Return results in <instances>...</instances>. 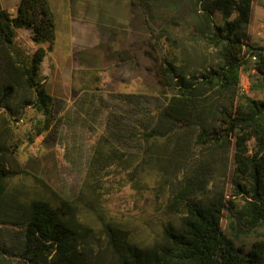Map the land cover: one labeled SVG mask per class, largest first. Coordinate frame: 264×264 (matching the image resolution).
Instances as JSON below:
<instances>
[{
	"label": "trees",
	"instance_id": "trees-1",
	"mask_svg": "<svg viewBox=\"0 0 264 264\" xmlns=\"http://www.w3.org/2000/svg\"><path fill=\"white\" fill-rule=\"evenodd\" d=\"M252 3L203 1L197 29L215 50L214 65L189 69L166 60L156 94L83 93L68 106L46 91L40 75L55 38L49 0H18L13 11L0 3V108L7 111L0 118V264H264V239L248 248L235 243L264 227V47L251 45L248 58L242 52ZM23 28L36 44L31 52L15 41ZM251 57L250 89L259 97L239 90L240 69ZM25 107L42 115L29 141L44 134L64 160L85 157L84 166L74 163L83 171L75 198L100 227L78 218L76 202L53 204L9 190L18 171L5 161L7 122ZM96 127L100 132L84 148ZM119 171L137 188L150 182L167 211L179 216L151 243L133 241L98 204L93 183ZM227 184L239 205L226 199Z\"/></svg>",
	"mask_w": 264,
	"mask_h": 264
},
{
	"label": "rangeland",
	"instance_id": "rangeland-1",
	"mask_svg": "<svg viewBox=\"0 0 264 264\" xmlns=\"http://www.w3.org/2000/svg\"><path fill=\"white\" fill-rule=\"evenodd\" d=\"M130 1L49 0L55 16V38L53 48L43 59L40 75L50 95L62 98L68 106L83 93L156 94L160 86L157 71L166 60L189 69L214 65L215 50L197 29L201 27L199 12L204 0ZM212 17L220 24L225 20L218 11ZM247 34L242 48L245 58L250 56L251 45L264 47V0H253ZM15 41L26 52L36 47L28 29H18ZM253 59L247 69H240L239 90L259 97L257 91L250 89ZM6 116L7 111L0 108V118ZM15 117L12 115L7 122L9 131L4 138L6 165L18 171L8 180L9 190L20 189L24 198L40 197L53 204L61 199L77 203L75 197L82 185L83 171L74 163L84 166L85 157L64 160L50 144L42 141L44 134L29 141L34 123L42 117L34 108L25 107L19 119L14 120ZM99 132L100 128L96 127L87 133L82 143L84 148ZM93 184L105 217L135 242L151 243L160 238L164 225L178 221L177 213L167 211L163 197L155 194L150 182L137 188L125 172L119 171ZM230 191L227 184L226 199H233L239 205L241 198L233 197ZM77 205L80 210L81 205ZM78 218L97 228L101 225L85 210L79 211ZM222 228L233 236L226 218L222 219ZM255 239H264V227L241 235L235 243H244L248 248Z\"/></svg>",
	"mask_w": 264,
	"mask_h": 264
},
{
	"label": "crops",
	"instance_id": "crops-1",
	"mask_svg": "<svg viewBox=\"0 0 264 264\" xmlns=\"http://www.w3.org/2000/svg\"><path fill=\"white\" fill-rule=\"evenodd\" d=\"M17 2H18V0H5V3H3L2 0H0L1 5L3 7H7V8L9 7V9H12ZM10 11H12V10H10Z\"/></svg>",
	"mask_w": 264,
	"mask_h": 264
}]
</instances>
